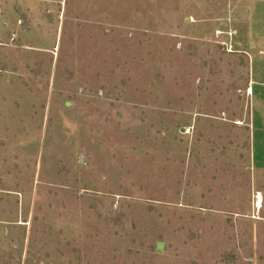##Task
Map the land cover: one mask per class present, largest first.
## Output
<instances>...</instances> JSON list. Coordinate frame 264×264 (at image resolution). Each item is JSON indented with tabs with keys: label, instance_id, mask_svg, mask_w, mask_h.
I'll list each match as a JSON object with an SVG mask.
<instances>
[{
	"label": "rangeland",
	"instance_id": "374dc122",
	"mask_svg": "<svg viewBox=\"0 0 264 264\" xmlns=\"http://www.w3.org/2000/svg\"><path fill=\"white\" fill-rule=\"evenodd\" d=\"M0 264H264V0H0Z\"/></svg>",
	"mask_w": 264,
	"mask_h": 264
},
{
	"label": "bare ground",
	"instance_id": "6f19581e",
	"mask_svg": "<svg viewBox=\"0 0 264 264\" xmlns=\"http://www.w3.org/2000/svg\"><path fill=\"white\" fill-rule=\"evenodd\" d=\"M261 203H262V202H261V197H260L259 202H258V204H257L256 207H257V208H261Z\"/></svg>",
	"mask_w": 264,
	"mask_h": 264
},
{
	"label": "water",
	"instance_id": "95a60500",
	"mask_svg": "<svg viewBox=\"0 0 264 264\" xmlns=\"http://www.w3.org/2000/svg\"><path fill=\"white\" fill-rule=\"evenodd\" d=\"M157 248H158V250H162L163 249V244H158Z\"/></svg>",
	"mask_w": 264,
	"mask_h": 264
},
{
	"label": "built area",
	"instance_id": "2783aa9c",
	"mask_svg": "<svg viewBox=\"0 0 264 264\" xmlns=\"http://www.w3.org/2000/svg\"><path fill=\"white\" fill-rule=\"evenodd\" d=\"M190 132V130H188V133Z\"/></svg>",
	"mask_w": 264,
	"mask_h": 264
}]
</instances>
